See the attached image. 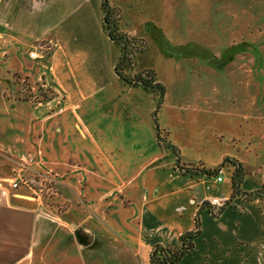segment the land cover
<instances>
[{
	"label": "crops",
	"instance_id": "1",
	"mask_svg": "<svg viewBox=\"0 0 264 264\" xmlns=\"http://www.w3.org/2000/svg\"><path fill=\"white\" fill-rule=\"evenodd\" d=\"M109 1L120 11L121 29L140 37L146 22L138 23L128 10L136 0ZM105 15L103 0H0V56L9 53L12 76H25L53 94L36 105L10 100L34 105L29 132L39 135L37 149L47 166L61 174V199L67 202L55 213L0 183V264H150L156 244L181 245L179 237L195 228L197 213L201 235L178 264H264V198H235L216 211L204 205L213 196L232 195L235 165L224 164L226 157L243 165V191L264 184V113L243 116L240 104H226L218 63L189 59L208 69V91L201 99L190 97L180 84L169 108L159 107L161 130L179 148L176 154L157 137V96L116 73L122 51L104 26ZM153 26L156 40L171 46ZM39 41L54 44L44 63L27 55ZM211 54L224 68L221 53ZM138 59L127 74L141 72ZM260 88L263 93V83ZM178 160L219 170L211 176L185 172Z\"/></svg>",
	"mask_w": 264,
	"mask_h": 264
},
{
	"label": "rangeland",
	"instance_id": "2",
	"mask_svg": "<svg viewBox=\"0 0 264 264\" xmlns=\"http://www.w3.org/2000/svg\"><path fill=\"white\" fill-rule=\"evenodd\" d=\"M131 2L133 3V0ZM136 2L134 9L128 10L136 17L138 23L145 21L149 30L145 26L141 30L139 38L146 41L147 48L137 52L139 59L135 69H152L165 84L167 93L161 105L169 108L175 98V87L183 88L182 84H185L186 90L189 88L190 92L187 94L190 97L197 96L201 99L203 93L208 91L205 86L209 80L206 74L208 69L203 71L202 68L195 67L191 60H195L193 63L197 65L212 58L216 62L213 64L218 63L217 71L223 74L226 80V90L221 93L226 98V104H240L243 116L256 115L257 111L264 113V92L261 93L260 88L261 84H264V0ZM139 4L140 10H137ZM114 17L120 22L119 11ZM153 25L164 31L171 41V46L156 40L158 32H154L156 28ZM196 42L198 45H193ZM38 43L40 41L35 42ZM34 45L27 52L30 59L32 58L29 52L33 50ZM53 49H48L39 59L32 60L46 62ZM213 51L220 52L221 57L225 58L224 68L211 54ZM2 52L0 79L3 86L0 89H5V92L0 103V138L5 142L0 145V183L5 190L10 189L14 193L21 192L36 197L42 206L55 213L61 212L67 206V202L61 199V174L47 166L45 155L37 149L39 135L35 131L32 138L29 132L33 123L34 105L52 97V91L40 83L32 85L25 76L21 77L15 73L12 76L6 62L9 53L5 50ZM181 53L184 54L180 55ZM22 55L23 59L24 54ZM249 55L255 58L254 66L250 65ZM192 65L195 70L191 72ZM43 95L48 96L45 99ZM12 97H17L20 101H31L34 105L12 102ZM159 111L160 108L157 113L158 123L163 129L159 122ZM169 115L168 110L166 119H169ZM201 123L199 125L203 126ZM16 127L19 129H15ZM16 132L17 135L13 134ZM245 133L250 136L248 126ZM15 181L18 182L16 188L12 185Z\"/></svg>",
	"mask_w": 264,
	"mask_h": 264
},
{
	"label": "trees",
	"instance_id": "3",
	"mask_svg": "<svg viewBox=\"0 0 264 264\" xmlns=\"http://www.w3.org/2000/svg\"><path fill=\"white\" fill-rule=\"evenodd\" d=\"M103 6L106 11L104 26L107 29L110 38L115 43L121 46L122 54L118 65L116 66V71L119 77L126 83L132 85L140 84L157 96V109L154 112L156 130L158 131L157 137L159 139H163L166 142V145L172 147L175 153L179 154V148L174 145L171 141H169L168 136L163 132V130H161L160 125L158 123V109L166 94L165 84L158 79L156 72L152 69L136 72L133 75L127 74L125 72V68L134 67L135 55L137 54V52L143 51L147 48L146 41L142 38L131 36L121 29L119 19L114 17L119 10L113 8L109 0H103ZM47 96L48 95H43L45 99L47 98ZM229 161L235 165L232 175L233 192L231 197L226 201V204L222 208H224L226 205H229L235 198L244 200H256L259 198H264V184L260 188L253 191H243L241 189L240 185L243 181L244 176L246 175V172L243 168V165L235 158L226 157L223 163L225 164ZM177 166L180 170H183L185 172H203L208 176H211L213 173H218L217 171L219 170L215 169L214 172H212L211 169H207L201 164H199L198 166H185L181 164L180 160ZM204 205H208V201L205 202ZM200 235L201 222L199 218V213H197L195 219V228L186 231L180 235L179 240L181 242V245L164 246L159 243L156 244L150 253V264H178L185 255L194 250L195 241Z\"/></svg>",
	"mask_w": 264,
	"mask_h": 264
},
{
	"label": "built area",
	"instance_id": "4",
	"mask_svg": "<svg viewBox=\"0 0 264 264\" xmlns=\"http://www.w3.org/2000/svg\"><path fill=\"white\" fill-rule=\"evenodd\" d=\"M52 44V43H51ZM47 44V43H43L40 42L38 44H35L33 50H31L29 52V56L32 59H39L40 57H42L44 55V53L48 50V49H52L54 47V44ZM217 182H222L223 181V176L218 175L216 177ZM13 187H17L18 186V182H13L12 183ZM228 199H223L220 196H213L208 200L209 205L214 209V211H216L217 209L223 207L226 204V201Z\"/></svg>",
	"mask_w": 264,
	"mask_h": 264
},
{
	"label": "water",
	"instance_id": "5",
	"mask_svg": "<svg viewBox=\"0 0 264 264\" xmlns=\"http://www.w3.org/2000/svg\"><path fill=\"white\" fill-rule=\"evenodd\" d=\"M114 25V24H113ZM116 73H117V71H116ZM118 74V73H117ZM157 133H158V131H157ZM178 162H179V160H178Z\"/></svg>",
	"mask_w": 264,
	"mask_h": 264
}]
</instances>
